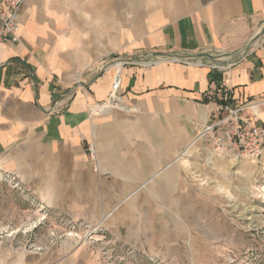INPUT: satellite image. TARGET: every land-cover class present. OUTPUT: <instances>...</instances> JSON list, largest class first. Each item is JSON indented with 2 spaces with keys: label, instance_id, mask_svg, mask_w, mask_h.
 Instances as JSON below:
<instances>
[{
  "label": "crops",
  "instance_id": "1",
  "mask_svg": "<svg viewBox=\"0 0 264 264\" xmlns=\"http://www.w3.org/2000/svg\"><path fill=\"white\" fill-rule=\"evenodd\" d=\"M18 12V30L0 37V169L26 187L34 209L22 214L43 217L47 232L68 216L82 246L92 241L85 228L98 231L90 238L100 252L58 264H114L100 258L108 243L122 264L182 254L215 157L191 142L221 87L236 103H257L242 113L264 124V30L243 51L264 25V0H23ZM166 55L183 58L142 63ZM116 73L123 106L90 115Z\"/></svg>",
  "mask_w": 264,
  "mask_h": 264
},
{
  "label": "rangeland",
  "instance_id": "2",
  "mask_svg": "<svg viewBox=\"0 0 264 264\" xmlns=\"http://www.w3.org/2000/svg\"><path fill=\"white\" fill-rule=\"evenodd\" d=\"M200 149L211 151L207 141ZM262 154L255 161L218 154L209 158L204 165L209 171V180L206 188H196L191 208L194 215H190L194 219L186 223L191 238L181 240L182 254L157 257L144 253L140 258L136 254L128 261L132 264H264V152ZM211 159L221 162L212 163ZM12 179L13 176L0 169V264H15L20 259L30 264L35 256L43 259L42 264L48 259L58 264V260L74 251L89 253L97 248L96 252H100V246L90 238L98 231L85 228L88 241H92L82 246V229L68 216H64V224L53 232L45 231L43 217L24 216L21 211L28 207L34 209V205L32 200L27 202L26 187ZM52 237L56 239L55 244L58 243L45 247L46 240ZM117 248L129 250L123 245ZM100 258L114 264L127 260L115 254L110 243L104 245Z\"/></svg>",
  "mask_w": 264,
  "mask_h": 264
},
{
  "label": "built area",
  "instance_id": "3",
  "mask_svg": "<svg viewBox=\"0 0 264 264\" xmlns=\"http://www.w3.org/2000/svg\"><path fill=\"white\" fill-rule=\"evenodd\" d=\"M23 0H0V37H8L18 30V10ZM180 60L177 57L158 58V60L147 59L142 63L146 65L156 64L159 61ZM185 63L192 62L189 59L181 60ZM196 62H199L198 60ZM119 74L114 75L112 88L108 100L100 101L95 104H89L90 115H100L112 107H122L121 93L119 91ZM220 100L205 125L198 130L191 144L198 140L207 141L211 151L215 154H222L236 158L243 157L255 161L261 157L264 152V124L253 123L250 117L243 116V111L249 104L236 103L228 89L221 87ZM88 158L97 164L94 145L87 146Z\"/></svg>",
  "mask_w": 264,
  "mask_h": 264
},
{
  "label": "water",
  "instance_id": "4",
  "mask_svg": "<svg viewBox=\"0 0 264 264\" xmlns=\"http://www.w3.org/2000/svg\"><path fill=\"white\" fill-rule=\"evenodd\" d=\"M263 30H264V25L261 27V29H259L258 31H256L253 35H252V37H251V39H249V41L247 42V45L243 48V51H244V53H247V50L249 49V47L257 40V39H259L261 36H262V32H263ZM162 53H154V54H152L153 55V57H155V56H158V55H161ZM203 55H207V54H203ZM203 55H197L196 56V58H199V57H202ZM166 56H170V55H166ZM170 57H172V56H170ZM174 57H177V58H183V57H181V56H178V55H176V56H174Z\"/></svg>",
  "mask_w": 264,
  "mask_h": 264
},
{
  "label": "bare ground",
  "instance_id": "5",
  "mask_svg": "<svg viewBox=\"0 0 264 264\" xmlns=\"http://www.w3.org/2000/svg\"><path fill=\"white\" fill-rule=\"evenodd\" d=\"M186 162V161H185Z\"/></svg>",
  "mask_w": 264,
  "mask_h": 264
}]
</instances>
